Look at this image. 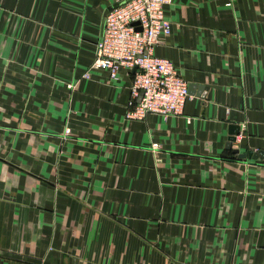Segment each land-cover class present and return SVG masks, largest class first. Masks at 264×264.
<instances>
[{
	"label": "crops",
	"instance_id": "0c3cea01",
	"mask_svg": "<svg viewBox=\"0 0 264 264\" xmlns=\"http://www.w3.org/2000/svg\"><path fill=\"white\" fill-rule=\"evenodd\" d=\"M125 1L0 0V264H264V0H173L191 100L144 120L92 68Z\"/></svg>",
	"mask_w": 264,
	"mask_h": 264
},
{
	"label": "built area",
	"instance_id": "2783aa9c",
	"mask_svg": "<svg viewBox=\"0 0 264 264\" xmlns=\"http://www.w3.org/2000/svg\"><path fill=\"white\" fill-rule=\"evenodd\" d=\"M236 1L229 0L227 6L233 7ZM172 3L127 0L114 5L105 16L92 68L109 71L111 79L117 81L122 68L133 71L137 67L125 115L128 120H144L151 114L166 119L183 116L191 100L189 85L175 63L155 54L172 35L167 15ZM83 78L89 79L90 74ZM65 134L70 135V130Z\"/></svg>",
	"mask_w": 264,
	"mask_h": 264
},
{
	"label": "water",
	"instance_id": "95a60500",
	"mask_svg": "<svg viewBox=\"0 0 264 264\" xmlns=\"http://www.w3.org/2000/svg\"><path fill=\"white\" fill-rule=\"evenodd\" d=\"M136 70H137V67L134 68L133 73H135ZM239 134H240L239 127H236V128L234 127L233 130H232V133H231L232 137H230L229 143L227 145V148L228 149H231L232 143L236 141V137ZM233 152L235 154H237L239 156V158H241V159H245L247 157L252 158V159H257L259 156H261L262 158H264V156L262 154H260V153L259 154H255V153H253L251 151L248 153V155H246V154H240V152L238 150H234Z\"/></svg>",
	"mask_w": 264,
	"mask_h": 264
}]
</instances>
